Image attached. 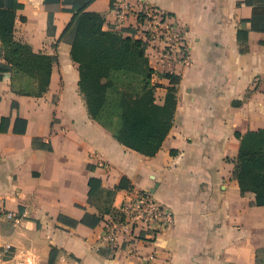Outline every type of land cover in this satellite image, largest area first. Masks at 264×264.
I'll use <instances>...</instances> for the list:
<instances>
[{
    "label": "crops",
    "instance_id": "crops-1",
    "mask_svg": "<svg viewBox=\"0 0 264 264\" xmlns=\"http://www.w3.org/2000/svg\"><path fill=\"white\" fill-rule=\"evenodd\" d=\"M139 4L177 19L190 55L162 65L146 50L155 90L138 101L167 129L154 155L115 137L119 119L95 118L87 96L108 82L72 59L64 35L84 12L139 39ZM11 23L14 40L53 65L47 91L28 95L36 83L15 71L0 36V264H264V172L236 173L237 135L264 130V0H0V31ZM140 192L168 206L173 224L117 252L101 245L108 208L119 213Z\"/></svg>",
    "mask_w": 264,
    "mask_h": 264
},
{
    "label": "trees",
    "instance_id": "trees-1",
    "mask_svg": "<svg viewBox=\"0 0 264 264\" xmlns=\"http://www.w3.org/2000/svg\"><path fill=\"white\" fill-rule=\"evenodd\" d=\"M52 23L51 14L49 24ZM102 24L100 15L82 12L75 14L64 32V35L72 34V59L108 82L103 93L87 96L88 102L95 110L94 116L98 121L102 118L119 119L120 127L114 131V135L120 142L143 154L154 155L167 129L161 131L153 127L146 112L149 102L140 105L138 101L141 95H152L155 90L151 84L155 71L149 67L146 46L141 39L123 38L117 33L105 32L101 29ZM0 36L6 57L15 71L36 83L34 93L28 95H43L48 89L53 57L34 53L30 46L16 42L12 23L0 31ZM166 76L174 79L170 74ZM237 136L241 140L237 175L264 172V130ZM141 138H144L146 150L139 149L133 142ZM255 193L257 205H264V186L256 187ZM108 210L113 217L119 216L111 208Z\"/></svg>",
    "mask_w": 264,
    "mask_h": 264
},
{
    "label": "built area",
    "instance_id": "built-area-1",
    "mask_svg": "<svg viewBox=\"0 0 264 264\" xmlns=\"http://www.w3.org/2000/svg\"><path fill=\"white\" fill-rule=\"evenodd\" d=\"M138 19V34L146 50L153 49L159 62L164 65L171 62L189 64V46L183 25L171 14L149 4L132 7ZM123 13L118 12L117 20L122 22ZM5 216L15 223L22 219L21 215L6 213ZM174 222L172 210L155 200L148 192H140L134 198L125 201L119 207V216L111 217L105 223L100 244L112 251H119L124 244L136 240L141 233L146 239L154 240L162 231ZM11 253V246L4 247V254ZM66 264H79L70 260Z\"/></svg>",
    "mask_w": 264,
    "mask_h": 264
}]
</instances>
